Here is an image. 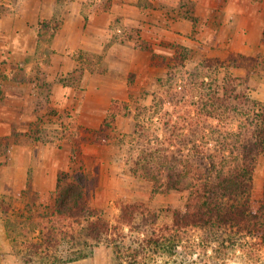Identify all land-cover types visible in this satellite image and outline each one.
I'll list each match as a JSON object with an SVG mask.
<instances>
[{
  "label": "rangeland",
  "instance_id": "1",
  "mask_svg": "<svg viewBox=\"0 0 264 264\" xmlns=\"http://www.w3.org/2000/svg\"><path fill=\"white\" fill-rule=\"evenodd\" d=\"M19 1L21 5L39 3L38 0H0V17L7 4L16 5ZM58 1L66 5L73 0ZM86 4L85 14L96 12L93 0H86ZM112 8L114 15L109 36L101 41L103 47L80 48L70 54L76 67L79 54L85 53L88 61L84 80L77 89L60 91V86H67L68 73L46 77L47 72L39 62L32 66L37 69L36 77L8 76L7 68L24 70L31 60L18 61L10 50L0 49V79L21 78L26 83L33 80L36 94L35 107L25 108L32 120L13 125L8 134L10 144L0 145V264H24L17 253L15 239L37 235L40 227L37 209L29 212L27 205L39 208L52 200L59 172L72 165L70 131L97 127L116 98L130 105L118 120V129L127 133L123 144H84L82 148L85 169L92 176L91 203L111 222L116 221L122 198L149 201L159 210V221L164 223L171 222L165 208L169 204H183L188 196V191L157 192L151 183L130 175L128 162L133 157L144 152H166L193 158L198 163L201 158L209 162L212 156L222 155L231 116L222 112L221 119L216 118V111L205 104L211 87L216 84L205 75L201 61L226 56L231 51L264 56V43L259 37L264 25V0H115ZM41 24V34L46 32L49 36L58 30L62 19L41 21ZM143 41L150 42L153 51L164 56H172L177 45L189 47L194 55L186 66L175 69L152 66V51L137 47ZM29 42L32 43L31 39ZM40 50L41 45L35 57L42 55ZM249 93L264 101V69L253 75ZM6 94L11 95L9 91ZM80 94L81 105L78 104ZM68 95L69 105L59 106L58 98ZM2 98L0 92V101ZM40 101L48 105L36 111ZM4 108L1 104L0 112H15ZM140 113L141 125H137ZM37 120L45 130V138L40 141L30 140L26 134L30 123ZM30 143L49 148L50 154L55 150L47 159L59 162L53 171L49 166L44 169L40 166V172L31 167L27 184L21 189L15 185L13 172L16 146ZM263 187L264 154L259 157L255 176L257 194ZM3 205L9 206L10 211L5 212ZM4 216L12 221L9 225L12 231L4 223ZM176 243L168 242L163 248L150 247L137 264H264V245L256 237L244 234L196 229ZM75 249L73 253L78 258L72 261L35 260L30 264H122L126 259L124 252L117 256L114 246L108 243L93 246L79 243ZM60 251L67 257L72 249L64 245Z\"/></svg>",
  "mask_w": 264,
  "mask_h": 264
},
{
  "label": "trees",
  "instance_id": "2",
  "mask_svg": "<svg viewBox=\"0 0 264 264\" xmlns=\"http://www.w3.org/2000/svg\"><path fill=\"white\" fill-rule=\"evenodd\" d=\"M114 1L93 0L94 10L109 11ZM261 40L264 42V29ZM137 47L152 51V66L168 69L186 66L194 55L184 45H177L172 56L154 52L148 41L138 43ZM87 64L85 53L79 54L78 65L67 74L66 84L80 87ZM201 65L206 70L205 75L216 84L211 87L205 104L216 111V118L221 119L222 112L231 116L222 155L212 156L209 162L201 158L195 163L193 158L176 154L144 152L128 162L127 172L151 183L157 192L188 191L183 204H169L165 208L171 222L161 223L159 210L146 200L122 198L115 222L91 203L92 176L85 169L82 148L84 144H123L127 133L118 129V120L130 105L116 98L98 127L70 131L72 165L59 172L52 200L39 208L27 205L29 212L37 209L40 227L37 235L15 239L17 253L24 264L35 260L72 261L78 258L73 252L79 243L87 246L111 244L117 256L120 252L126 254L122 264H137L150 247L163 248L168 242L176 245L196 229L244 234L256 237L264 245V187L258 194L255 189L259 157L264 154V101L249 93L253 75L264 69V56L231 51L226 56L207 57ZM46 105L48 103L40 101L36 111ZM136 119L137 125H141L142 114ZM44 132L37 120L30 123L26 134L30 140L40 141L45 138ZM10 139L9 135L0 136V145L6 143L8 146ZM1 208L10 211L7 205ZM3 221L12 231L10 218L4 216ZM64 245L72 249L67 257L60 251Z\"/></svg>",
  "mask_w": 264,
  "mask_h": 264
},
{
  "label": "crops",
  "instance_id": "3",
  "mask_svg": "<svg viewBox=\"0 0 264 264\" xmlns=\"http://www.w3.org/2000/svg\"><path fill=\"white\" fill-rule=\"evenodd\" d=\"M38 1L37 5L32 2L21 5L20 1L16 5L7 4V9L4 10V14L0 17V49L10 50L18 61L31 60L29 66L24 70L18 68V71H16V69L7 68L6 73L8 76L34 75L37 69L32 66H35L36 62H39L43 67L41 68L47 72L46 77L51 78L63 73H69L76 67V62L70 57L72 52L80 48L95 49L103 47L101 41L106 36H109L110 23L114 15L112 10L114 8L109 11H96L87 15L84 13L87 5L86 0H73L66 5H62L58 0ZM59 17L62 19V24L55 33H50L49 36L46 32L41 34L43 32V30L41 31V21H50ZM263 29L264 25L259 34L260 38H262ZM30 39L32 43L29 42ZM40 45L41 50L39 52L42 55L37 58L35 57V52ZM42 46L45 48L44 51ZM34 77L36 76L34 75ZM32 84H34L33 80L26 83L21 78L10 79L7 77L6 80L0 79V92L3 95L0 106L2 104V106H5L4 109H14L15 111L0 112V135L10 134L14 127L13 125H22L25 121L32 120L30 119L31 115L25 112V108L31 109L35 107L36 94ZM71 89H77V87L62 85L59 88L62 92H67ZM8 91L11 95L6 94ZM80 96L82 94L79 95V105L82 104V97ZM86 96L87 92L84 98L87 106ZM58 99L61 102L59 106L64 107L67 104L69 105L71 97L68 95L66 98L63 96L62 99ZM93 105H97L96 100ZM37 145L36 143H30L25 146H16L13 172H15V185L21 189L27 184V172L31 170V167H35L38 170L40 166L43 169L49 166L51 170H54L58 164L57 162H59L57 161L58 159H47V157L55 154V150H52L51 152L54 151V153L50 154L49 148L44 149ZM38 171L40 172V170Z\"/></svg>",
  "mask_w": 264,
  "mask_h": 264
}]
</instances>
